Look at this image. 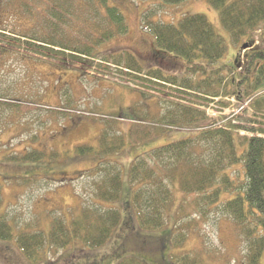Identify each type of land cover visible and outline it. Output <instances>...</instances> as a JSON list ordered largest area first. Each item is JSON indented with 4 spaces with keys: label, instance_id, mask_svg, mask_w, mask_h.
<instances>
[{
    "label": "trees",
    "instance_id": "obj_1",
    "mask_svg": "<svg viewBox=\"0 0 264 264\" xmlns=\"http://www.w3.org/2000/svg\"><path fill=\"white\" fill-rule=\"evenodd\" d=\"M133 1H158L161 6H177L188 0ZM5 2L8 6L18 4L23 13L19 14L31 20L32 26L24 29L23 35L0 30V42L5 38L15 49L23 45L66 67H78L83 74L88 69L103 74L122 72L134 85L148 87L165 96L164 103L173 108L161 115L159 123L162 125L145 128L142 138L137 136L135 142L158 136L168 128L192 130L196 136L134 161L129 175V184L134 188L132 199L122 207L132 209L134 215L122 218L121 210L106 208L103 203L123 200L122 170L106 157L120 153L126 144L116 126L105 128L97 147L82 145L74 150L76 156L99 160L97 167L78 176L80 179L85 174L90 179L86 191L91 203L83 199L82 207L70 221L65 217L56 218L49 237L38 229H22L15 236L8 218L0 215V241L14 239L22 255L29 262L39 264L50 254L57 255L76 243L86 251L99 250L121 226L133 229L132 221L140 231L154 236L153 232L165 229L174 202L173 191L178 190L184 197L192 198V212L201 219L215 211L231 219L246 244V264H260L264 256V45L254 44L256 37L264 42V0H236L229 4L228 0H209V4L219 10L231 42L245 50L243 57L236 56L225 76H220L218 69L208 71V66L225 57L228 46L206 16L186 15L176 25L154 20L160 6L144 13L143 29L155 38L149 57L162 62L167 58L183 60L190 66L188 73L209 74L202 80L168 76L156 69L145 70L138 55L130 50L103 51L104 45L130 32L127 18L111 0H0V14L4 9L8 11ZM1 4L6 7L1 8ZM37 26L44 31L27 36L26 33L36 30ZM2 101L9 107L18 105L0 98V103ZM234 104L235 111L231 115L224 114ZM0 108L1 124H7L10 115L16 116L11 108L3 105ZM244 133L246 135H242ZM53 157H56L54 153L33 151L15 156L14 160L40 162ZM240 163H243L242 169L237 167ZM226 193L231 197L222 202ZM1 197L0 190V208ZM183 206L179 212L180 222L192 216ZM191 226H178L174 247L183 249L187 245L190 234L196 232ZM170 260L174 264H201L200 255L190 256L188 252L174 254ZM118 264L148 263L131 257Z\"/></svg>",
    "mask_w": 264,
    "mask_h": 264
},
{
    "label": "rangeland",
    "instance_id": "obj_2",
    "mask_svg": "<svg viewBox=\"0 0 264 264\" xmlns=\"http://www.w3.org/2000/svg\"><path fill=\"white\" fill-rule=\"evenodd\" d=\"M234 1L228 0V4ZM111 4L125 15L130 32L107 43L102 50L133 51L145 70L156 69L168 76H186L194 80L209 76L188 73L190 66L180 59L169 60L166 57V62H162L154 56V59L149 57L155 38L144 31L142 18L154 6L161 7L154 20L164 24L177 25L186 15L206 16L228 46L225 57L217 64L208 66V71L218 69L220 76H225L236 56L243 57L245 53V50L238 49L231 42L229 32L221 23L219 10L214 9L209 0H188L177 6H161L158 1L133 0H111ZM6 5L1 4V8ZM10 5H7L8 11L4 9L0 14V30L23 35L26 32L24 29L32 26L31 20L21 16L23 13L18 4ZM43 31L41 26H37L36 30L26 34L31 37L32 33ZM3 39L5 41L0 42V98L18 105H6L16 116L11 132H2L0 136V215L8 218L14 228V235L17 236L22 229H38L49 237L56 218L65 217L70 221L82 207L83 199L85 203H91L86 191L90 179L85 174L80 179L78 176L81 172L97 167L99 160L92 156H76L74 150L82 145L97 147L103 130L113 129L114 126L124 136L126 145L120 153L107 156L106 160L119 165L122 170L123 200L103 203V206L121 210L122 218L133 214L132 209L122 207L132 199L134 188L129 184V175L134 161L157 149L192 139L196 132L168 128L158 136L135 142L137 136L142 138L145 128L162 125L159 123L161 115L164 116L167 109L173 108L164 103L166 98L162 93L134 85L126 80L122 72L103 74L88 69L83 74L78 67H66L23 45L21 49H15L13 44L10 46L6 42L9 40ZM259 45H264V42L256 37L254 46ZM158 88L168 92L165 88ZM235 109L234 104L224 114L231 115ZM209 112L213 114L212 109ZM33 151L45 152L47 155L54 153L56 157L40 162L14 160L15 156ZM239 152L242 153V150ZM237 167L242 169L243 163ZM183 195L178 190L173 191L174 202L168 212L166 227L163 231L153 232L154 236L140 231L136 227L137 223L132 221L133 229L121 226L110 242L99 250L86 251L80 243H76L57 255L50 254L39 264H118L131 257L148 264H174L170 257L181 252H188L190 256L200 255L201 264H246L247 247L233 221L218 211L201 219L199 214L192 212V198ZM230 197L224 194L222 202ZM182 204L192 216L180 222ZM182 224L184 227H193L196 232L191 233L187 245L179 249L174 247V235ZM0 264L33 263L22 255L13 239L9 242L0 241ZM260 264H264V256Z\"/></svg>",
    "mask_w": 264,
    "mask_h": 264
},
{
    "label": "crops",
    "instance_id": "obj_3",
    "mask_svg": "<svg viewBox=\"0 0 264 264\" xmlns=\"http://www.w3.org/2000/svg\"><path fill=\"white\" fill-rule=\"evenodd\" d=\"M3 102H6V101H2V102L0 103V106H1V105L6 106V105H4ZM3 108H4V107H3ZM0 109H2V108H0ZM0 111H1V110H0ZM8 115H10V113H8ZM13 116H14V115H13ZM5 121H6V120H5ZM13 122H14V117H11V115H10L8 121H7V124H1V122H0V136H1L2 132H6V131L11 132V126L13 125ZM2 129H4V131H2Z\"/></svg>",
    "mask_w": 264,
    "mask_h": 264
}]
</instances>
